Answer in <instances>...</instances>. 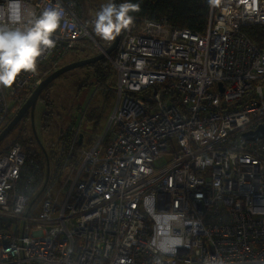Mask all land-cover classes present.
I'll return each mask as SVG.
<instances>
[{
  "label": "built area",
  "instance_id": "2783aa9c",
  "mask_svg": "<svg viewBox=\"0 0 264 264\" xmlns=\"http://www.w3.org/2000/svg\"><path fill=\"white\" fill-rule=\"evenodd\" d=\"M203 32L134 19L111 64L118 100L105 132L80 148L66 196L52 193L21 140L0 151V264H264V48L243 26H264V0H218ZM9 0H0L3 10ZM62 7L69 28L42 53L53 68L90 37L78 0H20L25 21ZM63 24V21H62ZM40 76L21 72L0 87V127L15 98ZM171 156L165 161L166 156ZM41 196V201L37 200ZM178 213L183 243L164 237L146 207Z\"/></svg>",
  "mask_w": 264,
  "mask_h": 264
},
{
  "label": "rangeland",
  "instance_id": "374dc122",
  "mask_svg": "<svg viewBox=\"0 0 264 264\" xmlns=\"http://www.w3.org/2000/svg\"><path fill=\"white\" fill-rule=\"evenodd\" d=\"M78 1L80 13L92 36L79 40L71 49L64 52L56 67L97 54L113 41L100 39L93 30L96 13L109 0ZM106 58L108 59H106V62L110 63L109 59L111 60L113 57L107 55ZM110 70H112V73L105 85L97 78L98 72L96 73L97 70L92 64L71 69L54 79L52 85L42 91L35 104L34 123L36 134L30 115H28L29 117L25 116L0 142V151L7 150L14 140H21L28 152L33 150L43 155L41 145L45 147L51 159L52 167L55 169V163L61 157L63 149L70 142L73 143L78 134L80 136L82 134V138L79 136L80 144L82 143L81 147H91L97 137L107 129L118 100L116 86L114 90L111 81L116 82V73L113 69ZM41 71L42 69L40 70V76L43 77ZM104 74H109V71L104 72ZM32 86H36V84ZM15 100L13 104L16 103ZM13 104L9 114L12 111L15 115L20 106H13ZM4 122L3 124H5ZM80 148L77 150L78 153ZM170 159L171 156L167 155L165 161ZM74 168H63L52 186V193L59 194L60 200H63L66 196L67 188L65 184L67 179L71 177L73 180L76 176L77 171H74ZM40 201L41 196L37 202Z\"/></svg>",
  "mask_w": 264,
  "mask_h": 264
},
{
  "label": "clouds",
  "instance_id": "9594fccd",
  "mask_svg": "<svg viewBox=\"0 0 264 264\" xmlns=\"http://www.w3.org/2000/svg\"><path fill=\"white\" fill-rule=\"evenodd\" d=\"M210 2L217 3L218 0H210ZM19 3L20 0H9L7 6L0 10V87L3 88L12 87L21 72L35 73L37 59L43 52L56 46V41L52 38L53 33L58 28L73 26L69 25L65 19V11L62 7H45L38 14L33 11L30 13L31 18L27 21L24 19L23 12L19 18H16L11 14V8L13 4L18 6ZM139 10V4L133 3L132 0H124L119 5L114 0H109L96 13L93 30L102 40H114L132 25L134 17L130 13ZM51 67L53 68L52 64ZM149 202L152 204V207L148 208L149 213L158 221L161 226L160 231L165 233L164 237H153L150 246L161 254L174 251L175 246L183 243V240L174 233L173 227L183 217L178 213L157 214L154 208L155 198H146V207Z\"/></svg>",
  "mask_w": 264,
  "mask_h": 264
},
{
  "label": "trees",
  "instance_id": "16d2710c",
  "mask_svg": "<svg viewBox=\"0 0 264 264\" xmlns=\"http://www.w3.org/2000/svg\"><path fill=\"white\" fill-rule=\"evenodd\" d=\"M119 1L120 3L124 2V0H119ZM132 2L137 3L140 6V10L138 12L130 13V15L134 17V19H147L157 22H163L169 26L188 28L194 32H203L208 24L209 5L205 0H132ZM242 29L257 48L259 49L264 48V26L259 24H247L244 25ZM115 54H116V50H114L113 53L111 54L112 57H114ZM106 59L107 58L105 57L92 64L97 70L96 73L98 72L97 78L103 85H105L109 80V77L112 73V70L110 69H113L114 71L111 62L110 63L106 62ZM50 67L51 64L49 65V60H45L40 65H38L36 70V75L40 76V70L42 69L41 75L43 76L42 78H44L47 74H49L53 70ZM107 71H109V74L107 75L104 74V72ZM111 81L113 82V89L115 90V85H116L115 81L114 80ZM52 83L53 82H51L46 87V89H48L52 85ZM36 86L26 87L21 92V94L17 96L15 100L16 103H14L13 106L16 105L21 107ZM11 113L7 116L5 120L6 122H4L5 124H3L4 126L3 125L1 126L0 132L13 118L14 114L12 113L11 115ZM79 136L80 134L76 136L73 143L70 142L68 145H66V148L63 149L64 151L62 152L61 157L55 163L56 166L55 169H53L52 162L50 159L49 183H53V181H55L56 178L59 177L63 168L75 167L74 169H76L78 167L80 155L77 150L82 145V143L80 144ZM29 154L30 156L39 160V162L44 167V171L46 175L47 159L45 154L41 155V153L33 150H29Z\"/></svg>",
  "mask_w": 264,
  "mask_h": 264
},
{
  "label": "water",
  "instance_id": "95a60500",
  "mask_svg": "<svg viewBox=\"0 0 264 264\" xmlns=\"http://www.w3.org/2000/svg\"><path fill=\"white\" fill-rule=\"evenodd\" d=\"M114 2L119 5L120 1L119 0H114ZM123 34V31L121 32V34L119 36H117L112 42L111 44L104 48L103 50H101V52H99L98 54H95L93 56H89L86 58H82L76 61H72L69 63H66L60 67H58L57 69L53 70L52 72H50L47 76H45L40 82L39 84L35 87V89L32 91V93L30 94V96L26 99V101L23 103V105L19 108V110L17 111V113L14 115V117L10 120V122L5 126V128L0 132V142L10 133V131L16 126V124L23 118V116L25 115V113L27 111H30V119H31V123L34 129V132L36 134V130H35V123H34V108H35V104L37 102V100L39 99L42 91L57 77H59L60 75H62L63 73L77 68V67H82V66H86L89 64H93L99 60H101L102 58L106 57L107 55H111V53L117 48L119 41L121 39V36ZM246 138H259L264 136V125L259 126L257 129L253 130V131H248L245 134ZM37 136V135H36ZM80 138H82V134L80 136ZM81 142V140H80ZM41 146V145H40ZM41 148L43 149V152L45 153V156L47 154V152L45 151V147L41 146ZM47 171H46V177H45V181L41 187V189L39 190L38 195L41 194V192L44 190V188L47 185L48 179H49V175H50V160L47 158Z\"/></svg>",
  "mask_w": 264,
  "mask_h": 264
},
{
  "label": "flooded vegetation",
  "instance_id": "af4514ba",
  "mask_svg": "<svg viewBox=\"0 0 264 264\" xmlns=\"http://www.w3.org/2000/svg\"><path fill=\"white\" fill-rule=\"evenodd\" d=\"M29 113H30V111H27L26 113H25V115L23 116V118L26 116V117H29L28 115H29ZM22 118V119H23ZM21 119V120H22ZM40 145V144H39ZM40 148H41V146H40ZM41 150L43 151V149L41 148ZM45 151H46V149H45ZM47 152V151H46ZM45 154V153H44ZM46 156H47V158L50 160V158H49V156H48V154H46Z\"/></svg>",
  "mask_w": 264,
  "mask_h": 264
}]
</instances>
